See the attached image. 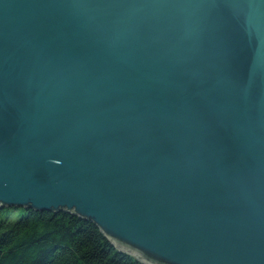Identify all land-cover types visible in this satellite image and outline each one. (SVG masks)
<instances>
[{"label": "water", "instance_id": "obj_1", "mask_svg": "<svg viewBox=\"0 0 264 264\" xmlns=\"http://www.w3.org/2000/svg\"><path fill=\"white\" fill-rule=\"evenodd\" d=\"M0 207L264 264V0H0Z\"/></svg>", "mask_w": 264, "mask_h": 264}, {"label": "trees", "instance_id": "obj_2", "mask_svg": "<svg viewBox=\"0 0 264 264\" xmlns=\"http://www.w3.org/2000/svg\"><path fill=\"white\" fill-rule=\"evenodd\" d=\"M0 264H143L72 213L0 207Z\"/></svg>", "mask_w": 264, "mask_h": 264}, {"label": "bare ground", "instance_id": "obj_3", "mask_svg": "<svg viewBox=\"0 0 264 264\" xmlns=\"http://www.w3.org/2000/svg\"><path fill=\"white\" fill-rule=\"evenodd\" d=\"M131 256L135 257L137 260L139 259L137 256H134V255H131Z\"/></svg>", "mask_w": 264, "mask_h": 264}]
</instances>
